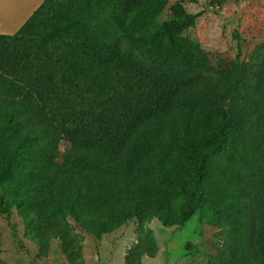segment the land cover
Returning <instances> with one entry per match:
<instances>
[{
    "label": "trees",
    "instance_id": "trees-1",
    "mask_svg": "<svg viewBox=\"0 0 264 264\" xmlns=\"http://www.w3.org/2000/svg\"><path fill=\"white\" fill-rule=\"evenodd\" d=\"M166 3L44 0L17 33L0 35V214L14 184L24 217L49 225L71 216L99 235L132 219L165 223L163 184L179 188L178 225L199 204L216 218L226 233L219 264H264V56L208 74L195 69L207 58L194 47L185 50L194 63L171 61L169 46L197 15L177 3L152 29ZM101 22L137 57L100 46Z\"/></svg>",
    "mask_w": 264,
    "mask_h": 264
},
{
    "label": "rangeland",
    "instance_id": "rangeland-1",
    "mask_svg": "<svg viewBox=\"0 0 264 264\" xmlns=\"http://www.w3.org/2000/svg\"><path fill=\"white\" fill-rule=\"evenodd\" d=\"M177 3L197 17L194 24L173 41L174 49L169 46L171 61L194 63L193 56L185 51L194 47L207 58L205 63L195 65V69L208 74L230 64L249 63L255 56H264V0H167L150 27L155 29L171 21L169 8ZM101 24L105 35L98 38L100 46L117 47L137 57L120 29L112 30L108 22ZM140 60L146 63L145 57ZM69 147L66 140L59 144L61 151ZM1 152L0 142V158ZM5 164L4 159L1 169ZM9 186L12 188H8L1 199L3 202L13 200L14 205L0 214V264H77L65 256L61 236L75 252L81 253L84 264H110L109 252L125 240L127 244L120 264H143L147 256L143 252L147 250L161 259L160 264H219L226 233L215 224L216 218L214 220L213 214L207 212L208 207L203 208L204 204H199L189 221L178 225L182 215L178 187L157 185L165 205H171V211L164 216L166 225L157 217L138 218L97 235L84 230L71 216L52 225L37 214L25 218L29 205L19 206L16 186ZM65 230L68 235L62 232Z\"/></svg>",
    "mask_w": 264,
    "mask_h": 264
},
{
    "label": "crops",
    "instance_id": "crops-1",
    "mask_svg": "<svg viewBox=\"0 0 264 264\" xmlns=\"http://www.w3.org/2000/svg\"><path fill=\"white\" fill-rule=\"evenodd\" d=\"M44 0H0V35H14L33 15ZM126 240L120 242L109 252L110 264H120ZM99 259V256H98ZM161 259L156 256H145L143 264H160Z\"/></svg>",
    "mask_w": 264,
    "mask_h": 264
}]
</instances>
